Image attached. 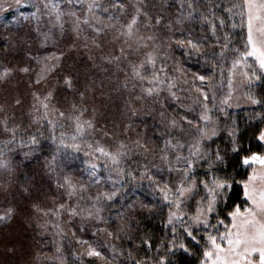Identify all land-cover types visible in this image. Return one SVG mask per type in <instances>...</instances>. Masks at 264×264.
I'll return each instance as SVG.
<instances>
[{"label":"rangeland","instance_id":"374dc122","mask_svg":"<svg viewBox=\"0 0 264 264\" xmlns=\"http://www.w3.org/2000/svg\"><path fill=\"white\" fill-rule=\"evenodd\" d=\"M61 1L64 2V4L60 5L58 3L59 0H21V5L17 7L14 0H8V3L12 4L11 10L0 12V39L7 41L6 43L9 41L13 46L11 47L13 61L4 62L0 65V74H3L6 69L10 70L7 76L0 79V118L2 119L0 120V132L5 130V125H7L8 128L12 125L10 128L12 133L7 137L16 139L14 138L15 133L13 132L19 134L23 133V135L30 134L31 136V133L34 130L39 129L41 126L45 125V123L47 124L48 121H51L52 123L50 125L55 124L53 127L59 130L61 137L70 141H67L69 145L73 143L80 145V151L60 146L57 156L40 159V162H42L40 164L44 165L43 169L46 173L45 177L51 182L53 193H51L47 199L39 198L36 202L32 203V212L31 215L26 218V221L32 226L33 232L31 234L30 231H27L25 234L28 237L22 240L23 244L19 243L22 245H19L20 249L18 251L17 259L20 264H64L63 256L60 252L61 243L67 240L76 242L78 240H87L93 247L101 251L103 257H105L103 260L96 257L94 258L99 262H109L114 264L118 259L115 252V244L118 241V233L115 230L117 224L114 223L112 227V223L108 224L107 222L109 221V218L111 222L112 220H116L115 214L119 209H113L114 203L121 195L122 191L124 194L128 192V186L125 188V191L120 188L123 184L122 175H117L115 171H112L113 166L110 161L108 162V167L105 168L104 165L106 158L100 157L97 159L96 157L99 156V153H94L93 149L97 146V142H99V146H103L106 150L114 152L118 148L119 143L123 142L129 149H131L127 156L131 154L137 156V147L134 142L140 140L141 144H143V138H146L147 132L145 133V129L142 128V139L139 138L140 136L137 137V133L134 134V132L138 129V126L142 127L140 119H143L144 117L143 115L146 110L145 107L149 106V103L152 102L149 98H153L156 95L146 94L143 89L151 87L152 85L146 81L143 83L144 86L137 81L138 79L132 75V72L129 75L126 73L120 75L123 79L125 78L132 82L130 92L133 91L134 93H137L135 95L127 94V89H125L127 86L124 85L123 90H125L124 92L126 94L117 95L114 90L110 89L111 87H108L106 93L108 94L109 92V95L102 96L104 99L108 97L109 100L111 99V107H109V110L113 112L115 118L112 123L109 120L106 122L103 120V116L105 115L104 107H95L88 102L92 101L93 98L101 96L96 93V87L93 88L96 76L92 69H95L96 71L99 70V59L104 55V52L107 53V56L109 57L110 66L108 70L110 71L113 67L117 66L118 69L116 73L119 72V68L122 67V64L127 65L129 68H131L132 64L139 65L141 61L146 59V52L156 50L158 42H156V40L155 42H148L149 47L144 49L137 46L136 41L138 37L154 36L157 38V36L159 37L161 35L162 30H167L172 36H174L177 33H180L179 31H181V29H183L184 33L187 29L182 28L180 24L176 27L172 25V22L167 23V25L160 23V25H157V28L155 27V24L150 23L153 18L157 19L161 15V11L157 12L155 11V8L156 6H160L162 2L164 5L165 0H122L123 2L121 0H111L112 3H115V6L119 7V12L121 15H124V17L122 22H117V25L114 27V34L110 42L106 45L99 44V46H97L96 44L99 43L98 40L100 38V33L92 35L89 31L94 27L92 21H94L95 18L93 17V11H95L96 5L94 2L96 0ZM239 1H242L243 3V0ZM182 2L183 0L172 2L170 10L173 9V12H171L175 15V18H178V22L181 23L187 21L184 23L187 25L189 22L188 19L192 21L195 17L194 15H197L198 12L194 11L191 13V16L190 14L187 15ZM226 4L232 7V9L237 10V7H233L235 4L232 0L231 2L228 1ZM89 5H93V7L89 9ZM120 5H123V7H120ZM5 7H7V4H5ZM50 7L53 9L52 12ZM137 8L140 9L139 13L136 12ZM114 11L117 13L116 10ZM133 16H136L137 24L134 25V35L129 38L124 35V33H126L127 25L131 22ZM237 17L238 16H236L235 19ZM85 20H87V23L84 22ZM221 21L222 20L218 19L216 23L214 19L213 22L202 20L200 26L202 29L207 27L210 29V33L213 35L212 39L214 36L219 35L226 39L225 34L222 32L224 30V22L221 24ZM244 21L247 36L246 16H244ZM213 25L215 26L214 30ZM217 26L219 28H217ZM5 31L8 32L6 37H4ZM177 35L182 36L183 33ZM186 36H189V34L185 33L184 37ZM207 37L208 34L205 35L203 39H206ZM177 38L181 39L179 37ZM201 41L202 40L200 39L197 40L198 43ZM129 44H132L131 49L129 48ZM121 48L124 49L123 55L120 53ZM84 52L86 53L85 57L88 63L87 68L85 67L84 70L87 69L88 72L79 71L78 65L75 61L77 60V57L83 55ZM115 56H119L120 59H113ZM247 64L251 65V69L246 67L244 63H241L232 70L233 75L231 77L230 88L228 72L227 80L220 85L226 86V93L225 95L215 94V100L211 99L213 93L216 92L215 87L213 90V73L211 71L191 69L186 72L187 68L182 67L181 65L176 68L178 75L177 78L178 80H181L179 81L180 83H194L196 88H203L208 93L210 98L209 101H207L210 109L209 114L215 121L213 126H215L216 129L218 122L216 119L220 114L227 116L230 113H236L241 110H251L261 103V91L264 90L262 88L264 84V75L259 72L258 64H255L252 58L248 59ZM71 66L72 68L70 72L69 68ZM23 68H28L29 71L24 72L22 71ZM252 69L256 70L257 75H260V79H256L252 76ZM246 71L248 72L247 76L243 74ZM193 73L204 75L206 77L205 81L201 82L200 80L195 79ZM41 77V82L37 84L36 80ZM66 77H71L73 88H68L72 91V96H70L71 99H69L71 103L68 102V104L64 106L59 103L60 100L58 98L57 87L60 85L65 86L64 80ZM133 82L135 84H133ZM112 85L113 83L111 86ZM182 86L184 87L185 84H182ZM134 87L136 89H134ZM259 88H262V90L259 91ZM173 90L175 91L177 89ZM49 92H52L53 95L45 101L44 97L47 96ZM229 92L231 95L228 104H221V100L227 96ZM81 93L83 95H81ZM126 95H128V98L123 100L125 107L121 106L122 111H124V109L127 111V114L124 113V116H126L125 118L124 116L121 117V113L116 107L118 106L117 100L123 99ZM165 95H169L168 91ZM37 96L39 99L36 98ZM193 96L198 97L194 100L199 99V101L203 102L202 95L197 92L196 89L192 92V97ZM249 96L259 100L260 103L253 104L251 100H249ZM17 100L20 101L19 104L16 102ZM42 102L48 104L47 110L42 107ZM73 105H75V110L73 109ZM189 107L190 106H186L185 108L189 110L191 108ZM199 107L200 108H192L195 114L192 110L189 111V118L195 119L200 115L202 108L201 105ZM221 108L224 110L223 112L220 111ZM81 110H83L82 114ZM215 110H218L219 113ZM59 112H63L64 116L61 117ZM20 115H24V119H19ZM184 115L187 114L184 113L182 116ZM77 116H79L81 123L91 121L93 127L88 128L85 124L83 133L77 134ZM124 121H126V125ZM14 123L16 126H14ZM120 123L122 125H120ZM131 131H133V133ZM188 131L189 128L185 125L183 130H171V136L179 139L181 142H186L189 141V137L186 135ZM74 135L77 137L75 141L72 140ZM161 136L163 138V144L162 148L158 151V163L155 164L159 167L160 171L157 172V169L154 168L153 165L147 164L150 173L153 175L157 183H160L161 178L164 180H172L176 176V173L168 172V165L160 159V156L162 155L161 150L164 147V140L170 138L169 132H164ZM173 142L175 143V140H173ZM15 144L17 145L16 142H11L8 146L4 143L0 145L2 148V151H0V161H3L6 164L5 167H0L1 202H3L6 197L3 192L6 188L10 187L9 183L14 181V178L20 173L21 168L39 162L38 156L35 155V150L28 149L26 152H21L19 155L20 152L18 151L21 148L11 147ZM88 144H91L93 149H89L87 147ZM17 146L21 145L19 144ZM7 147L13 149L7 150L5 149ZM62 148L67 149L66 151L68 154L66 153L65 156L63 155L64 150ZM5 150L10 151L9 155L6 157L4 156L7 153ZM153 151L154 149H151V151L147 153L153 155ZM90 152L93 154H86ZM182 154L188 155L187 148L182 151ZM141 155L143 157V154ZM127 156L124 159H126ZM93 164L97 165L95 168V177L90 175L93 171ZM174 164L175 162L173 161V165ZM200 164L202 163L200 162ZM121 166L122 163L120 164V167ZM253 167H255L257 173H259L260 166L254 165ZM248 168L250 174L252 168ZM9 173L11 178L6 181V178L10 177ZM64 177H69L72 183L77 186L80 184L87 186L86 191L83 193L85 199L78 200L79 207L84 209V211L81 212L79 216L73 218H70L66 214L63 215L62 218H57L53 216L52 213L45 215V212L49 209L55 208L56 205L65 200V197L61 195L63 189L58 187V184L64 182ZM96 181H99V183H96ZM143 183L145 189L140 187L139 189H142L144 195L149 197L148 200H154V203L159 202L161 207L163 206L167 208V225L171 230L173 227L177 229V233L175 234L176 240L172 241L170 244V253L181 251L186 252L184 249L179 248L178 245L184 243L186 239L191 238L187 237L186 233L180 227L179 221H175L172 225L168 224L170 211L175 212L176 209L170 207L169 203L163 199V194L157 190L155 184L147 179V175L143 178L142 184ZM105 191H115L116 196L112 201H106L100 205L103 207V211L100 214L103 219L97 220L95 217L88 218L87 211H94V209H91V204L95 202L89 200L88 197H95L97 193H103ZM200 194H204L203 190H201ZM73 203H77V200L74 199ZM189 203L190 201L188 202V205ZM223 203L224 202H221L217 205V211L219 206ZM140 204L142 203H138L137 205ZM188 205L184 209L187 213ZM7 209L9 208L4 207L0 203V215H2ZM194 214L195 210L193 214L188 213V216ZM13 215L14 209L9 218L0 220V227H2L4 223V225H9L12 221ZM120 216H126V213H123ZM53 222L58 224L59 228L53 227ZM185 223L190 224L191 221L185 219ZM211 223H216L215 216H213ZM25 225L29 230L28 225L26 223ZM219 230L223 231L224 229L221 226ZM200 231L203 232V229L197 230L196 232ZM209 231L212 230L209 229ZM108 232H113L115 235L109 236ZM205 242L207 244L206 237ZM173 245L176 247H173ZM81 247L80 254L88 257L86 255L87 245H81ZM1 252H3L2 248Z\"/></svg>","mask_w":264,"mask_h":264},{"label":"trees","instance_id":"16d2710c","mask_svg":"<svg viewBox=\"0 0 264 264\" xmlns=\"http://www.w3.org/2000/svg\"><path fill=\"white\" fill-rule=\"evenodd\" d=\"M174 1L176 0H165L164 5L162 2L160 6H156L155 11H161V15L159 16L160 23L167 25V23L172 22V25L176 27L180 24L182 28L187 29L185 33L189 34V36L184 37L185 33L183 29L179 31L180 33H177H183L182 36L177 34L172 36L169 31L162 30L161 35L156 38L158 47L156 48L155 53L157 55L156 68L159 69L162 64L166 65V71L165 73H160V79L164 80L166 78H172L171 82L176 85V88L174 89H177L175 91L177 92L179 99L175 100L171 96L165 95L167 94V84L159 86L162 89L161 93L158 97L154 96L153 98H149L152 102L149 103V106L145 107L146 110L143 115L144 117L143 119H140L142 127L137 125L138 129L134 132V134L137 133V137L140 136L139 138L142 139V128L145 129L147 136L146 138H143V144H147L149 149H154L153 155H149L141 148H136L137 152H135L137 156L131 154L122 162L121 167L124 169V173L121 174L123 177V184L120 188L125 191V188L128 186V192L124 194L122 191L121 195L114 203L113 209H119L115 214L116 220H112L111 222L109 218V221L107 222L108 224L112 223V227L114 223L117 224L115 230L117 231L119 238L115 244V252L118 259L114 264H132L133 260L142 258L146 261V264H155V261L159 260L161 256L165 257L166 264H200V261L203 259V250L206 242L205 238H201L203 235L202 231L196 232L197 240L186 239L184 241V244L188 248L187 252L181 251L170 253V242L176 240V235L175 239H173L174 234L167 225L168 210L163 206L161 207L159 202L154 203V200H148L149 197L144 195L142 189H145V186L144 183L142 184L143 179H141L140 173L144 171L145 165H154L158 163V151L162 148L163 144L161 134L169 132L168 122L171 119L179 120L184 113L188 115L189 111H193L192 108H200L199 106L201 104L194 102L199 100H194L198 97H192V92L196 89V85L194 83H180L179 81L181 80H178L177 78L178 75L176 68L181 65L188 69H186V72L191 69L211 71L213 73V90L215 87L216 91L214 93L216 95H225L226 86L220 85L227 80L232 60L239 55V52L234 53L233 49L243 51L247 36L244 17H241L240 15L241 9L238 7L237 10L232 9V7L226 4L228 1L231 2V0H183L182 3L187 15L190 14L191 16L192 12H198L197 15H194L195 17L192 21L188 19L189 22L187 25L184 24L187 21H183L181 24L178 22V18H175V15L172 14L173 9L170 10V6ZM232 2H234L235 5L243 4L242 1L239 0H232ZM58 3L60 5L64 4L61 0H59ZM94 3L96 5L95 11H93V17L95 18L94 21H92L94 27L89 31L92 35L100 33V38L98 40L99 43L96 44L97 46H99V44L106 45L110 42L114 34V27L117 25V22H122L124 15H121L119 7L115 6V3H112L111 0H96ZM50 10L52 12V7H50ZM114 10H116L117 13H115ZM236 16L238 17L235 19ZM213 19L216 23L218 19L224 22V30L222 32L225 34L226 39L222 38L220 35L214 36L212 39L213 35H211L210 29L208 27L205 29L201 28L200 24L202 23V20L213 22ZM152 20L150 23L155 24V27L157 28V19L153 18ZM214 25L216 26L215 23ZM233 25H235V27H233ZM217 28L219 27L217 26ZM207 34L208 37L203 39ZM7 35L8 32L5 31L4 37ZM176 36L184 40H187V38L192 39L195 42H197L198 39L202 40L200 42V54L193 52V54L188 55L184 49L177 47L174 42L180 39ZM217 38H219V43H217ZM6 42L7 41L0 39V65L4 62L13 61V52L11 49L13 46L9 41L8 43ZM224 44H228V47L222 48L221 46ZM168 45H171V47H168ZM221 52H223V56L220 55ZM85 56L86 53L84 52L83 55L77 57V60H75L78 69L79 71L81 70V72L87 71V69L84 70L85 67L87 68L88 66ZM109 64V57L107 56V53L104 52V55L99 59V70L96 71L90 67L96 76V78L94 76L95 85L93 83V88L96 87V93L101 96L93 98L92 101L88 102L95 107H104L105 115L103 116V120L106 122L109 120L112 123L114 122L115 117L113 112L109 110V107H111V99L109 100V97L104 99L102 96L109 95V92L108 94L106 93L108 87H111L110 89L114 90L117 95H125L126 93L129 95H135L137 92H130L132 82L120 77V75L125 73L129 75L131 73V68L122 64V67L119 68L120 73H116L118 67L115 66L110 71L108 70L110 66ZM71 68L72 66L69 68L70 72ZM143 74L150 77L151 68L149 67L148 72ZM135 78L138 79L137 81L141 84L147 81V79L140 80L138 77ZM112 83L113 85L111 86ZM133 84L135 83L133 82ZM182 84H185V86L183 87ZM124 85L127 86V88H125L127 89L126 93L124 92L125 90H123ZM262 88L264 89V84ZM262 88H259V91H261ZM134 89L136 88L134 87ZM57 90L59 95L58 98L60 100L59 103L61 105L65 106L68 102L71 103L69 99H71L70 96H72V91L63 85L58 86ZM261 92V103L257 107L251 110H241L236 113H230L227 116L220 114L216 119V121H218V134L213 137L211 141L207 142L210 144L213 151L218 147L221 154L227 153V156L225 157L226 163L222 165L217 164L215 166L217 173L223 174L224 172H227L233 176L237 182L247 179L249 168L235 163L236 154L231 151V148L233 147V137L230 135V130L235 131L237 144L244 150L240 153L241 156L250 154V151L264 153L263 143L255 139L259 132L264 130V90ZM126 98H128V95L123 99L117 100L118 106L116 109H119L121 117L125 115L124 113L127 114L126 109H124V111L121 109V106H124L123 100ZM186 106H190V110L186 109ZM215 111L219 113L218 110ZM162 112L164 113L163 117L161 116ZM124 117L126 118V116ZM19 119H24V115H20ZM0 120L2 119L0 118ZM124 123L126 125V121H124ZM120 125L122 124L120 123ZM11 126H9V128L7 127L9 129L8 131L4 130L3 132H0V145L4 143L8 146L11 142H16L17 145L20 144L21 146H17L16 144L11 146L13 148H21L18 151L20 152L19 155L21 152H26L28 149L35 150V155L38 156L39 162L36 164H29L25 166V168L22 167L18 176L14 178V181L9 183L10 187L6 188L3 192L6 197L3 202L0 200V203L4 207L13 208L14 215L12 216V221L9 225H4V223L3 226L0 227V252L1 248L3 249V252L0 253V264H20L17 259L18 251L20 249L19 245H22V240L28 237L25 234L27 231H30L31 234L33 232L32 226L26 221V218L31 215L32 203L36 202L39 198L47 199L49 198V195L53 193L51 182L45 177L46 173L43 169L44 165L40 164L42 163L40 162V159L57 156L58 149L62 146L60 141L63 139L59 130L53 127L55 124L50 125L45 123V125L41 126L39 129L34 130L31 133V136L30 134L23 135V133H20L21 137L19 133L13 132L15 133L14 138L16 139L7 137L12 133L10 129ZM14 126H16L15 123ZM131 132L133 133V131ZM53 136H55V139H53ZM32 137L36 138L37 142L35 144L31 143ZM63 140L65 144L69 145L67 143V141L70 142L68 139ZM9 147L5 149H13ZM69 148L72 149V147ZM62 149L64 150V153L62 152L64 156L66 153L68 154L66 148ZM7 150H5L7 152L6 155H4L5 157L9 155L10 152ZM0 151H2L1 146ZM141 154H143V157ZM201 163L202 164H199L200 166L198 165L199 167H197L195 171L199 177L204 178L208 165L204 161H201ZM129 171L132 172V176L127 175ZM10 178L11 175L6 178V181ZM139 187L142 189H139ZM197 199H199V197H197ZM138 203L142 204L137 205ZM237 204L241 205V207L245 205L243 189L240 183L233 185L229 192L228 201L219 206L217 211L219 213V218L224 219L225 223H228L229 219L226 217V214ZM187 209L189 214H193L195 210V202L190 201ZM123 213H126V216H120ZM25 223L28 225L29 230ZM120 229H123V231H120ZM144 239L150 240V250L147 245L142 243ZM81 248V245L76 241L67 240L61 243L60 252L63 256L64 264H89L90 261L91 264H111L109 262H99L94 257H85L80 254ZM129 252L132 254L131 257L128 256Z\"/></svg>","mask_w":264,"mask_h":264},{"label":"snow or ice","instance_id":"6c2138e0","mask_svg":"<svg viewBox=\"0 0 264 264\" xmlns=\"http://www.w3.org/2000/svg\"><path fill=\"white\" fill-rule=\"evenodd\" d=\"M17 7L21 5V0H14ZM71 2V0H69ZM7 4V7H5ZM93 5H89L91 9ZM123 7V5H120ZM233 7H238L241 9V17L246 16V27H247V39L244 46V50L233 49V52H239V55L232 60L231 68L229 69V88L231 87V77L233 75V69H235L241 63H244L246 67L251 69V65L247 64L249 58H252L255 64H258L259 72L264 75V0H243V4H237ZM12 4L8 3V0H0V12H6L11 10ZM140 9L137 8L136 12L139 13ZM230 11V10H229ZM35 15V14H33ZM87 23V20L84 21ZM160 18H157L156 23L159 24ZM137 24L136 16H133L131 22L127 25V31L124 35L131 38L134 35V25ZM223 24V21H221ZM235 27V25H233ZM215 26L213 25V30ZM156 37H138L137 46L140 48L147 49L149 47L148 42H155ZM175 45L191 55L193 52L200 54L201 44L194 42L191 39H180L176 40ZM217 43H219V38H217ZM171 47V45H168ZM222 48H227L228 44L221 46ZM129 48H132V44H129ZM120 53L124 54V49H120ZM223 56V52L220 53ZM146 59L141 61L139 65L132 64L131 72L133 76L138 77L140 80L147 79L148 83L152 85L146 89L144 92L148 95L155 94L159 96L162 89L159 87L162 84H167V91L173 99H179L177 92L173 89L176 85L171 82L172 78H166L164 80L160 79V73H165L166 65H161L159 69L156 68L157 55L155 51H148L145 53ZM115 60H119V56L113 57ZM149 67L151 68L150 77L145 76L143 73L148 72ZM22 71L28 72V68H23ZM10 70L6 69L3 74H0V79H3L9 74ZM245 76L248 72L243 73ZM195 79L201 82L205 81L206 77L204 75H199L193 73ZM252 76L256 79H260V75H257L255 69H252ZM41 78L36 80V83L41 82ZM64 84L67 88H73L71 77H66ZM203 97V102L197 100L201 104L202 112L200 115L191 119L188 115L181 116L179 120L171 119L168 122L169 127V137L164 140V147L161 150L162 155L160 156L161 161L168 165L169 173H176V176L172 180H164L161 178L160 183L154 179L153 175L150 173L147 165L144 166V171L140 173L141 179L145 178L156 185L159 192L163 194V199L169 203L170 207L176 209L175 212L170 211L168 224L172 225L175 221L180 222V227L186 233L187 237L192 240H197L196 231L203 229V235L201 238L207 240V244L203 250V259L200 264H264V153H258L250 151V154L240 155L243 150L242 147L238 146L235 139V131L230 130V135L233 137L232 144L233 147L231 151L236 154L235 163L238 165H243L252 168V172L248 175L246 180H241L237 182L233 176L224 172L223 174H218L215 170L217 164H225L227 153L221 154V151L217 147L216 150H212L208 141H211L213 137L218 134L215 126V121L209 114L210 109L207 101H209L208 93L203 88H196ZM35 95V94H34ZM53 94L49 92L44 100H48ZM81 95H83L81 93ZM230 92L221 100V104L227 105L230 99ZM39 99V97H36ZM215 93L211 97L215 100ZM249 100L253 104L260 103L259 100L249 96ZM18 104L19 100L16 101ZM42 107L47 110L48 104L42 102ZM75 110V105H73ZM190 110V109H189ZM81 110V114H82ZM221 112L224 110L221 108ZM226 114V113H225ZM61 117L64 116L63 112H59ZM164 116V113H161ZM51 124V121H48ZM88 128H92L93 124L91 121L80 122L79 116L76 117V132L77 134H82L84 131V125ZM187 125L189 131L186 135L189 137V141L181 142L179 139L171 136V130L180 129ZM5 130L8 131L7 125H5ZM63 135V134H62ZM107 135V134H106ZM76 136L72 137V140H76ZM55 139V136H53ZM261 143H264V130H261L259 134L255 137ZM175 140V143L173 142ZM36 138H31V143L35 144ZM61 145L64 147H72L76 151H80V145L73 143L71 145L65 144L64 140L61 139ZM137 148L143 149L144 152L151 151L147 144H141L140 140L134 142ZM89 149H93L91 144H88ZM187 148L188 155H183L182 151ZM131 149L127 147L123 142L119 143L116 151L106 150L105 147L97 146L93 149L94 153H99L96 158L104 157L105 168L108 167V162H111L112 171H115L117 175L124 173V169L120 167L123 159L128 155ZM91 155L93 153H86ZM173 161L175 164L173 165ZM201 161L207 163L208 167L205 171L204 178L197 175L195 169L198 167ZM254 165L260 166V171L257 173V169L253 167ZM6 164L0 161V167H5ZM96 164L92 165L93 171L90 173L92 177L96 176L95 168ZM160 171L157 165H153ZM127 175L132 176V172L129 171ZM99 183V181H96ZM240 183L243 189V197L245 200V205L237 204L233 206L232 210L228 211L226 217L230 220L229 223H225L224 219L219 218V213L217 212V205L221 202H227L229 199L230 189L234 184ZM162 184V186H161ZM58 187L63 189L61 195L65 197V200L60 202L53 209H49L45 212V215L52 213L53 216L57 218H62L63 215H68L70 218L79 216L84 209L79 207L78 200L85 199L83 193L86 191L87 186L80 184L77 186L72 183L69 177H64V182L58 184ZM201 190H203V195H201ZM116 196V192H103L97 193L95 197L89 196V200L95 201L91 204V209L87 211V217H95L97 220H102L103 217L100 215L103 211V207L100 206L104 202L112 201ZM199 197V199H197ZM77 200V203L73 201ZM189 201L195 202V214L188 216L187 211L184 209L188 205ZM13 213V209H7L2 215H0V220L9 218ZM179 213V215H178ZM215 216L216 223H211V220ZM185 219L191 221L190 224L185 223ZM223 227V231H220V227ZM53 227L59 228V225L53 222ZM211 229L212 231H209ZM123 231V229H120ZM174 234L173 239H175V234L177 229L172 228ZM109 236L115 235L113 232H108ZM119 238V237H118ZM77 243L81 245H87L86 255L88 257H96L101 260L105 259L102 252L93 247L87 240H78ZM143 244L151 249L150 240L144 239ZM171 243V242H170ZM173 247H176L173 245ZM179 248L184 249L186 252L188 248L184 243L178 245ZM171 251V249L169 250ZM131 252L128 256L131 257ZM91 264V261L89 262ZM132 264H146V261L142 259L133 260ZM155 264H166V259L161 256L159 260L155 261Z\"/></svg>","mask_w":264,"mask_h":264}]
</instances>
